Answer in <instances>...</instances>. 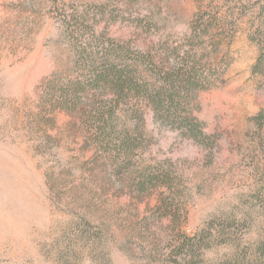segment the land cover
Masks as SVG:
<instances>
[{"label": "rangeland", "instance_id": "rangeland-1", "mask_svg": "<svg viewBox=\"0 0 264 264\" xmlns=\"http://www.w3.org/2000/svg\"><path fill=\"white\" fill-rule=\"evenodd\" d=\"M75 14L98 18L99 34L163 64L172 65L174 48L183 55L196 46L203 64L218 66L220 79L191 105L205 132L219 137L214 153L144 107L149 143L137 165L178 177L187 233L211 220L228 227L232 236L213 240L205 264H264V124L255 120L264 74L253 73L264 55L255 40L264 0H0V264H157L154 245L179 240L158 217L171 189L125 193L78 116L44 112L47 79L74 71L67 22ZM213 17L221 27L212 37L191 39ZM145 221L150 231H141Z\"/></svg>", "mask_w": 264, "mask_h": 264}, {"label": "trees", "instance_id": "trees-1", "mask_svg": "<svg viewBox=\"0 0 264 264\" xmlns=\"http://www.w3.org/2000/svg\"><path fill=\"white\" fill-rule=\"evenodd\" d=\"M218 18L213 17L203 24L199 21L191 39L205 43L204 39L212 37L211 32L221 27ZM68 21L67 31L74 37L78 56L74 74L69 73L70 70L64 75L55 72L47 79L44 112L76 114L87 127V140L93 143L103 160L102 169L109 171L111 180L121 184L125 193L129 190L151 196L161 188L171 189L169 196L159 200L158 217L162 224L165 220L170 222L165 227H173L179 240L164 248L161 246L165 243L155 244L149 252L150 259L157 264H205L204 255L213 240L232 236L228 227L211 220L193 235L187 233L184 226L188 222V211L178 177L161 165L139 167L137 162L149 143L144 107L150 108L163 122L183 130L197 143L210 146L214 153L219 137L205 132L204 123L194 115L191 105L202 92L215 86L222 76L221 70L218 66L203 64L197 52H193L196 46H190L183 55L178 47L174 48L176 57L169 66L161 63L158 55L131 50L126 42H115L99 34L96 27L100 20L96 17L75 14ZM87 32L92 34L84 41L82 38ZM257 32L255 40L264 46V24ZM253 73L264 74V55L255 64ZM47 115L42 120L49 124L53 117ZM255 120L260 126L264 124V110ZM140 229L150 231L151 225L145 221ZM100 234L98 239L102 238ZM258 250L259 259H264V241Z\"/></svg>", "mask_w": 264, "mask_h": 264}]
</instances>
